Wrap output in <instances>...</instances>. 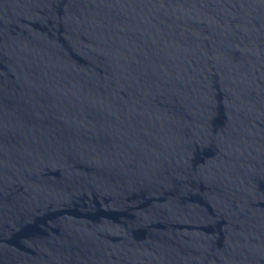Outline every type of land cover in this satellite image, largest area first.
Returning a JSON list of instances; mask_svg holds the SVG:
<instances>
[{
    "label": "water",
    "instance_id": "water-1",
    "mask_svg": "<svg viewBox=\"0 0 264 264\" xmlns=\"http://www.w3.org/2000/svg\"><path fill=\"white\" fill-rule=\"evenodd\" d=\"M0 264H264V0H0Z\"/></svg>",
    "mask_w": 264,
    "mask_h": 264
}]
</instances>
